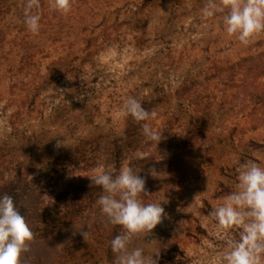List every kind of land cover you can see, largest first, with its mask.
Listing matches in <instances>:
<instances>
[{
	"label": "rangeland",
	"instance_id": "374dc122",
	"mask_svg": "<svg viewBox=\"0 0 264 264\" xmlns=\"http://www.w3.org/2000/svg\"><path fill=\"white\" fill-rule=\"evenodd\" d=\"M207 2L72 0L65 15L40 0L33 35L23 23L26 0H10L22 15L10 11L1 25L11 36L29 34L40 49L32 73L0 70V187L20 185L62 157L89 176L128 165L145 180L138 199L160 202L166 214L150 233L133 236L129 251L141 248L156 264H210L226 240L238 239L240 229L220 232L208 213L236 190L241 164L264 168V100L255 99L264 89V32L242 45L224 33L225 13L202 16ZM40 73L34 104L17 110L24 81ZM128 98L155 118L137 123L122 115ZM144 123L161 132L158 143L143 135ZM172 153L181 169L167 162ZM105 157L118 167H104ZM105 194L72 197L69 208L88 216L87 235L73 227L72 250L56 249L60 256L48 264H114L109 242L124 229L101 212Z\"/></svg>",
	"mask_w": 264,
	"mask_h": 264
},
{
	"label": "clouds",
	"instance_id": "9594fccd",
	"mask_svg": "<svg viewBox=\"0 0 264 264\" xmlns=\"http://www.w3.org/2000/svg\"><path fill=\"white\" fill-rule=\"evenodd\" d=\"M48 3L61 14L71 11L72 0H48ZM39 8L40 0H26L23 23L33 35H38L40 29ZM217 12L225 13L224 33L235 36L242 45L247 46L253 37L264 32V0H208L201 9L204 18ZM122 115L140 123L154 119L156 112L146 110L135 98H128ZM142 131L150 141L158 143L161 139V132L148 123L142 125ZM60 146L58 141L55 147ZM88 177L106 193L97 200L101 212L109 223L124 229L109 242L116 254L114 264H156L153 258H145L141 248L129 251L127 247L133 236L150 233L166 215L160 202L144 204L138 199L146 193L145 180L128 165L122 166L116 175L97 167ZM237 181L236 190L208 215L220 232L240 229L239 238L226 240L224 250L210 264H264V168L241 164ZM33 239L34 234L13 197L7 193L0 195V264H20L21 254L29 250L28 242Z\"/></svg>",
	"mask_w": 264,
	"mask_h": 264
},
{
	"label": "trees",
	"instance_id": "16d2710c",
	"mask_svg": "<svg viewBox=\"0 0 264 264\" xmlns=\"http://www.w3.org/2000/svg\"><path fill=\"white\" fill-rule=\"evenodd\" d=\"M18 9L10 4V0H0V70L8 69L10 71L13 66H16V71L19 68H24L26 73H32L39 67L35 55L40 48L34 46L29 34L25 32L20 34L16 31L11 36L10 32L1 25L10 11H13L14 15H19L17 16L19 19L23 10L18 14ZM6 45H13L14 53L12 55H10V48L5 50ZM76 58L77 56L74 55L69 60ZM42 76L43 74L40 73L39 76H32L24 81L22 93L18 95L21 106L17 110L21 108H24L25 111L30 110L37 94L40 93V84H43ZM47 77L49 81L58 78L52 74H48ZM255 99L257 101L264 100V89L259 90ZM178 155L172 153L167 158L170 167H174V169H181L178 164H174ZM73 161L70 158L67 160L66 157H62L58 163L47 160L43 166L35 170L34 176L24 179L23 183L19 182L20 185L0 187V195L7 193L13 197L18 210L34 234V239L28 242L29 250L21 254L20 264H48L52 261L53 255L58 256L56 255L58 250L60 254L72 250L71 229L73 227L83 226V233L88 230L85 226L88 216L77 214L78 210L70 209L69 202L78 192L102 190V188L93 184L83 168L78 167V162ZM105 163L113 166L114 170L118 167V161L113 159L110 162L108 157L104 159V167ZM105 171L113 173L106 169Z\"/></svg>",
	"mask_w": 264,
	"mask_h": 264
}]
</instances>
